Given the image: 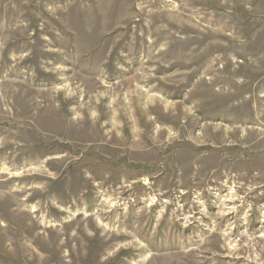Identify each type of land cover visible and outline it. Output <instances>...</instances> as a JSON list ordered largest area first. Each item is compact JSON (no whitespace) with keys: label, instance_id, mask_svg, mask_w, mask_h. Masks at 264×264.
<instances>
[{"label":"rangeland","instance_id":"374dc122","mask_svg":"<svg viewBox=\"0 0 264 264\" xmlns=\"http://www.w3.org/2000/svg\"><path fill=\"white\" fill-rule=\"evenodd\" d=\"M0 264H264V0H0Z\"/></svg>","mask_w":264,"mask_h":264}]
</instances>
